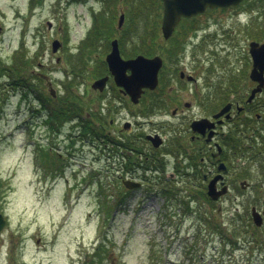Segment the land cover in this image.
<instances>
[{
	"label": "rangeland",
	"instance_id": "1",
	"mask_svg": "<svg viewBox=\"0 0 264 264\" xmlns=\"http://www.w3.org/2000/svg\"><path fill=\"white\" fill-rule=\"evenodd\" d=\"M140 1L120 2L122 10H134L127 21H135V29L130 27L127 35L151 36L156 18L150 17V9L141 12ZM91 3L101 4L0 0V59L12 65L24 54L30 60L17 73L0 75V210L8 219L0 237L4 264H84L86 259L87 264H96L97 252L104 248L100 264H264V223L257 226L252 219L253 206L264 215L261 173L249 171L244 176L251 186L242 187L240 178L229 193L213 201L202 192L206 191L202 175L190 183L187 177L167 176L166 186L177 194L172 198H179L174 201L161 192L165 185L161 187L151 173L147 180L129 178L127 182L140 184L128 195L125 192L134 187L116 180L117 162L104 161L100 139L83 136L74 122L59 124L56 134L49 133L50 127L40 124V111L33 110L36 98L24 99L23 90L9 82L19 74L42 95L50 98L53 92L50 99L62 117L79 110L97 113L95 124L106 131L100 102L91 108L87 98L88 85L101 73L103 59L98 53L108 36L103 26L98 27L99 20L96 26ZM159 18L161 27L162 12ZM89 35L92 39H87ZM55 39L61 44L57 51L52 49ZM143 43L150 46L145 41L139 46ZM91 97L97 98L96 93ZM137 108L145 110L143 105ZM145 117L138 118L134 127L143 134L152 132L150 115ZM139 145L145 153L151 151L143 136ZM41 152L51 177L45 178ZM168 159L171 173L182 167L175 156ZM188 201L194 211L186 208ZM106 205H112V212Z\"/></svg>",
	"mask_w": 264,
	"mask_h": 264
},
{
	"label": "flooded vegetation",
	"instance_id": "2",
	"mask_svg": "<svg viewBox=\"0 0 264 264\" xmlns=\"http://www.w3.org/2000/svg\"><path fill=\"white\" fill-rule=\"evenodd\" d=\"M95 1L101 4L99 7L88 4L92 6V17L96 22L99 20L98 27L103 26L108 36L98 53L103 59L101 73L88 85L87 98L91 108H97L95 104L100 102V114L105 120L101 125L103 128L107 123L109 129L104 132L98 129L97 113L94 116L89 112L74 113L66 122L78 124L75 126L83 136L87 133L83 131L86 125L90 137L101 140V156L104 161L117 162L116 180L120 185L125 186L129 178L147 180L151 173L161 187L165 185L161 190L164 192L167 176L187 177L186 183H190L202 175L204 186L208 187L218 177L217 187H227L229 193L233 182L240 178L239 182L252 185L244 176L249 171L261 173L264 179V0L207 6L193 16H182L168 38L159 25L164 8L162 0H157L150 9V17L156 18L151 36L127 35L130 27L132 31L135 29V21H127V14H134V10H122L121 0ZM90 35L87 39H92ZM114 41L123 59L140 54L162 58L158 84L154 88L145 87L138 99L117 84L110 69L107 55ZM141 41L150 43V46L141 45L147 47L144 51L139 46ZM130 73L128 69L127 74ZM100 78H105L104 84L95 87V80ZM16 81L9 82L13 85ZM32 91L35 93L30 90L27 97L24 93L21 96L37 99L41 122L50 127L58 112L56 103L50 99L53 95L49 92V98L40 90L32 88ZM92 92L97 98L91 97ZM44 97L46 103L42 102ZM139 105L145 106V110H139ZM149 115L152 132L143 134L134 130L137 119ZM142 136L151 146L149 153L139 145ZM158 141L160 144L156 145ZM56 153L60 158L65 157L61 152ZM67 153L74 155L70 150ZM169 156H175L177 164L182 166L174 168L173 173L167 169ZM241 165L243 169L237 170ZM44 167L46 178L50 170L47 165ZM205 167L207 172L203 173ZM134 190L123 192L130 195ZM3 251L4 247L0 251L1 264L5 258ZM87 263L86 259L84 264Z\"/></svg>",
	"mask_w": 264,
	"mask_h": 264
},
{
	"label": "water",
	"instance_id": "3",
	"mask_svg": "<svg viewBox=\"0 0 264 264\" xmlns=\"http://www.w3.org/2000/svg\"><path fill=\"white\" fill-rule=\"evenodd\" d=\"M240 1L241 0H163V34L166 38L171 36L182 16H193L204 11L207 6H228L231 4H237ZM49 25H51V22ZM59 46H61L60 41L55 39L53 41V51H57ZM107 61L112 73L115 75L117 84L124 86L132 96H135V99L139 98L145 87L154 88L158 84V72L162 66V58L160 56L147 57L140 54L133 59H123L117 42L114 41L113 49L107 55ZM128 69L131 70L130 74H127ZM104 81L105 78L97 79L94 82V86L96 87L99 85L101 87L104 84ZM201 122L202 121H199L198 123ZM151 137L152 139H156V136ZM155 144L159 145L160 141ZM217 180L218 177H215L208 184V194L214 200H218L228 191L227 187L218 189ZM126 184L129 187H134L140 183L130 181L126 182ZM241 185L242 187H246L244 182H242ZM252 217L256 225L260 226L263 224V215L255 206L252 208ZM6 223L7 220L0 212V233L6 226Z\"/></svg>",
	"mask_w": 264,
	"mask_h": 264
},
{
	"label": "trees",
	"instance_id": "4",
	"mask_svg": "<svg viewBox=\"0 0 264 264\" xmlns=\"http://www.w3.org/2000/svg\"><path fill=\"white\" fill-rule=\"evenodd\" d=\"M141 2H143V3H141ZM158 1L157 0H141L139 3L140 4H142V7H143V9H142V11L141 12H146L148 9H151V7H152V5H154V4H156ZM97 26V25H96ZM141 34H140V36H142V32H140ZM30 65V60H29V58H27L24 54H21L20 56H18V58H17V60L15 61V63L14 64H12V65H7L4 61H2L1 59H0V75H6V74H10V73H8V71H12V72H16L17 73V71L18 70H22L23 68H25V67H27V66H29ZM11 75V74H10ZM20 75L19 74H15V76H13L12 75V77L13 78H15V79H18V81H16V82H14V85L15 86H20V87H22L23 89V91H24V89H26L24 92H25V95H24V97H27V94L26 93H28V90H30V89H32L33 87L30 85V83H28V81L26 80V81H24V80H21V78H18ZM33 89H35V88H33ZM35 90H37V89H35ZM46 101H47V98L46 97H44L43 98V103H46ZM80 112V110L77 112V113H75V115H78V114H80L79 113ZM69 118V119H68ZM73 118V116L72 115H68L67 117H62L61 116V114L59 113V112H57V113H55V121H56V123H57V126L59 125V124H62L63 122H66V121H69V120H71ZM60 126V125H59ZM84 127V126H83ZM86 127V128H85ZM85 127H84V132H87V133H85V135L86 136H91V132H89V130H88V128H87V126L85 125ZM93 132V131H92ZM97 132V131H96ZM91 138V137H90ZM1 184H2V180L0 179V186H1ZM206 187V186H205ZM204 190V189H203ZM203 192V194H204V196L205 197H207V198H209L210 199V201H213L210 197H209V195L207 194V187H206V191L204 190V191H202ZM164 195L165 196H168L169 198H172V196L173 195H175V196H177V194L175 193V188H168V187H166V189L164 190ZM107 198H108V196H107ZM173 199V201L174 200H176V199H179V198H172ZM123 202V201H122ZM191 201H188L187 203H186V208H189V209H191V210H193L194 208L192 207V205H191V203H190ZM111 206L112 205H106V207H107V209H108V207H109V211H112L111 210ZM194 211V210H193ZM253 219V218H252ZM236 229H238L236 226H235V230ZM103 248V247H102ZM105 249V248H104ZM104 249H101L100 251H98L97 252V254H98V257H99V255H100V258H98L99 259V261H96L95 263L96 264H100L101 262H104V256H105V251L106 250H104ZM102 251H103V255H102ZM96 260V259H95Z\"/></svg>",
	"mask_w": 264,
	"mask_h": 264
}]
</instances>
